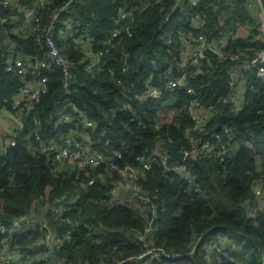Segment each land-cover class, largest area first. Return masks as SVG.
Segmentation results:
<instances>
[{"label":"trees","instance_id":"trees-1","mask_svg":"<svg viewBox=\"0 0 264 264\" xmlns=\"http://www.w3.org/2000/svg\"><path fill=\"white\" fill-rule=\"evenodd\" d=\"M35 1L21 0L5 8L0 6V49L3 48L4 52L0 54V111H10L12 97L21 87L37 78L36 75L23 76L6 71L5 43H13L25 55L47 59V50L37 41L25 40L16 31L7 29L11 27L2 25V19L11 22L17 18L24 19V12L17 5L26 11L33 8ZM68 1H46L44 9L40 11L42 28L49 24L53 14L58 13L60 21L71 18L92 24V37L102 46L105 39L103 32L112 28V18L117 12L121 9L133 10L136 33L141 38H149V58L156 60L157 65L165 57V48L158 41L159 36L164 32L187 30L195 14H199L205 23L204 32L210 33L217 29L209 36V40H222L223 35L234 31L236 36L227 42V48L244 50L249 54L264 50L262 14L251 15L247 7L249 0H219L220 3L216 0H200L196 7L187 4L183 12L174 11L175 0H165L161 6L165 7H157L152 13L144 11L143 0H76L69 6L70 14H65L62 9ZM262 3L264 7V0ZM166 16L168 19L165 21ZM137 43L135 36L129 45L138 56L141 47ZM101 46L97 49L101 50ZM113 55L115 53L105 54L103 64L118 69L120 58L116 57L115 60ZM67 56L73 61L78 59L72 50L67 52ZM47 73L49 91L35 102L33 113L24 118L23 132L17 138L16 146L0 154V221L6 226L7 237L13 245L35 255L29 247L43 235L13 230L10 226L12 220L31 214L34 205L40 207L48 203L61 207L60 199L66 195H77L79 201L76 209L63 213V218L60 217L62 213L56 215L53 212L46 218L47 224L56 230L61 239L67 236L71 239L65 240L58 249H53L58 259H64L68 264H264V210L259 209L253 191L255 182L261 178L259 161L264 174L262 81L253 79L254 88L248 107L242 114L232 116L239 135L237 145L228 152L225 160L216 162L198 158L186 162V166L196 175L198 190L190 189L184 179L165 171L160 165H154L141 182L145 192L155 197L152 202L157 207L153 216L156 226L154 242L147 243L152 248L163 249L167 254L184 256L172 260L149 259L147 263H142L140 260L131 262L128 259L146 251L145 243L133 242L132 232L144 230L147 222L139 216L136 206L115 208L108 205L113 187L121 182L118 171H111L104 165L82 167L73 160L58 163L28 150L24 136L34 129L43 140L57 133L55 102L62 96V74L60 71ZM144 76L143 69L135 75L140 82ZM222 78L223 72L215 80L206 79L202 97L206 105H220L227 110V106L220 104V96L227 92L219 86ZM168 99L169 96H165L160 101L135 106L149 117H154ZM71 100L76 107L87 110L90 117L100 123V130L92 133V137L97 149L105 156L123 153V147L130 145L119 161L121 168L138 166L137 159L148 157L149 152L146 153V150L154 149L155 135L142 132L138 124L131 122L130 112L120 111L115 117L112 116L111 111L120 105L119 89L113 84L101 86L94 82L90 88L75 90ZM183 104L180 102L175 106L174 115L168 112L163 116L166 126L162 133L171 131L172 137L178 141L175 142L177 147H186L183 132L192 125L182 109ZM177 121L181 122V126H176ZM32 143L37 145L38 141L32 138ZM162 206L165 209L163 212ZM5 238L0 234V251L9 246ZM100 238L102 241L97 242ZM43 256L44 251L35 255V259ZM40 263L56 264L50 259Z\"/></svg>","mask_w":264,"mask_h":264},{"label":"built area","instance_id":"built-area-1","mask_svg":"<svg viewBox=\"0 0 264 264\" xmlns=\"http://www.w3.org/2000/svg\"><path fill=\"white\" fill-rule=\"evenodd\" d=\"M46 1L36 0L33 8L26 11L17 5L24 12V18L27 20L15 31L25 40L37 41L47 50V59L41 60L25 55L9 41L4 45L6 71L23 76L36 75L37 78L21 87L12 97L10 111L5 109L0 111V117L7 112L12 114L16 122L13 130L5 132L0 118V154L16 146L17 138L23 132L24 118L33 113L35 102L49 91L47 72L60 71L62 96L55 102L57 133L43 140L39 132L34 129L29 135L24 136L25 141L28 142V150L31 153L43 154L54 162L69 163L73 160L79 162L82 167L104 165L107 169L120 173L121 182L113 187L108 205L115 208L136 206L139 216L147 222L144 230L132 232L133 242L145 243L147 249L138 257L128 259L129 261L140 260L142 263H147L149 259L172 260L184 257L181 254H167L163 249L152 248L147 243L154 242L156 226L153 224V216L157 207L152 202L155 197H150L145 192L141 182L146 179L154 165H160L165 171L184 179L190 189L198 190L196 175L186 166V162L198 158L222 162L228 152L237 145L239 130L232 118L242 114L248 107L249 97L254 88L253 79L256 78L264 83V50L249 54L244 50L227 48V42L236 36L234 31L223 35L222 40L216 38L209 40V36L217 32V29L210 33L204 32L205 23L199 14H195L187 30H178L175 31L176 33L164 32L159 36L158 41L165 48V57H162L160 64L157 65L156 60L149 58V38H141L136 33L137 30L133 26L135 21L133 10L118 11L112 18V28L106 33L101 46L92 37V24L71 18L60 21L58 13L53 14L49 24L42 28L40 11L44 9ZM199 1L175 0L173 9L183 12L186 4L196 7ZM74 2L76 0H69L62 9L63 13L70 14L69 6ZM216 2L220 3L219 0ZM11 5L10 0H3L0 3L3 8ZM247 7L252 16L261 13L257 0H249ZM138 10L139 8L136 9ZM167 19L168 16L165 17V21ZM7 24H9L8 20L2 19V25ZM135 36L138 39L137 44L141 47L138 56L129 45ZM98 46H101V50L97 49ZM70 50L78 56L77 60L73 61L67 56ZM111 53H115L113 55L115 60L116 57L120 58L118 69L103 64L104 55ZM140 69L145 73L141 82L135 77ZM221 72L223 78L219 86L224 87L227 92L224 96H220V104L227 106V110L220 105H206L202 97L205 80H215ZM94 82L101 86L113 84L118 87L120 105L111 111L113 117L120 111L130 112L131 122L138 124L142 132L155 135L154 149L146 150V153L149 152L148 157L142 156L137 159L138 166L127 165L124 168L119 166V161L130 147L128 144L123 147V153L118 152L115 156H105L99 151L92 133L100 130V123L94 121L87 110L73 104L71 96L74 91L79 88H90ZM165 96H169L168 101L164 102L162 110L156 111L154 117H149L142 109L139 110L135 106L160 101ZM180 102H184L182 109L192 122V125L183 132V140L187 141L186 147L175 145L178 141L172 137L171 131L162 133L166 126L163 116L168 112L174 115V108ZM177 125L181 126V122L177 121ZM32 138L38 141L37 145L32 143ZM168 146L175 147L183 153L182 161L171 158ZM259 172L261 178L255 182L253 191L259 209L264 210L261 209L264 207L262 167ZM78 201L79 196L66 195L60 199L61 207L48 203L40 207L34 205L31 214L12 220L10 226L13 230L43 235L29 247L30 252L35 255L44 251V256L37 260L35 255L25 253L23 248L12 244L13 242L7 237L6 226L0 221V234L6 236L5 242L9 245L0 251V264H41L40 262L45 259L53 260L56 264H68L64 259L59 260L53 249H58L65 240L71 239L69 236L61 239L56 230L47 224L46 218L51 212L56 215L62 213L60 217L63 218V213L76 209ZM164 210L162 206L161 211ZM101 241V238L97 239V242Z\"/></svg>","mask_w":264,"mask_h":264},{"label":"crops","instance_id":"crops-1","mask_svg":"<svg viewBox=\"0 0 264 264\" xmlns=\"http://www.w3.org/2000/svg\"><path fill=\"white\" fill-rule=\"evenodd\" d=\"M10 1L12 2V5H14L18 1H21V0H10ZM164 1L165 0H143V9L146 13H152V11L157 7L158 8H164L165 6L161 7L164 5V3H163ZM259 10H260V8H259ZM26 20H27L26 18H24V19H20V18L18 19L17 18V19L12 20L14 22L8 21L9 24H7V26H9L11 28H7V29L9 31H15L19 25L23 24V22L26 23ZM145 24H147V22H145ZM4 29H5L4 33L6 34L7 33L6 27H4ZM109 30H110V28H107L106 30H104L103 34L105 33L104 35H106V33H108ZM0 118L2 121V129L5 130V132H7L8 130H13L15 128L16 122H15L14 118L12 117V114L5 112V113H3V115Z\"/></svg>","mask_w":264,"mask_h":264},{"label":"water","instance_id":"water-1","mask_svg":"<svg viewBox=\"0 0 264 264\" xmlns=\"http://www.w3.org/2000/svg\"><path fill=\"white\" fill-rule=\"evenodd\" d=\"M258 4H259V7H260V10H261V14H262V26H261V29H262V33L264 35V7H263V3H262V0H257ZM170 154H171V158L173 160H179V161H182L184 155L182 152H180L177 148L175 147H172V146H168L167 147Z\"/></svg>","mask_w":264,"mask_h":264},{"label":"rangeland","instance_id":"rangeland-1","mask_svg":"<svg viewBox=\"0 0 264 264\" xmlns=\"http://www.w3.org/2000/svg\"><path fill=\"white\" fill-rule=\"evenodd\" d=\"M162 15L164 16V12H163V11H162ZM0 54H1V55L4 54V52H3V48L0 49ZM258 161H259V158H258ZM258 168H259V170H260V168H261V167H260V161L258 162ZM260 185H261V184H260ZM262 185H263V184H262ZM261 209H264V207H263V208L261 207ZM228 248H231V247L228 246Z\"/></svg>","mask_w":264,"mask_h":264}]
</instances>
